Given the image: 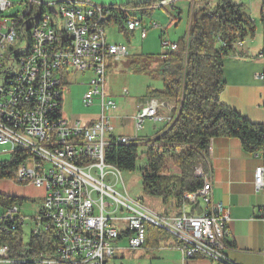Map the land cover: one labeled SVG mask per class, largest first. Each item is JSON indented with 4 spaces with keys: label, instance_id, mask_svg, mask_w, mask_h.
I'll list each match as a JSON object with an SVG mask.
<instances>
[{
    "label": "built area",
    "instance_id": "1",
    "mask_svg": "<svg viewBox=\"0 0 264 264\" xmlns=\"http://www.w3.org/2000/svg\"><path fill=\"white\" fill-rule=\"evenodd\" d=\"M16 4L21 8L7 16L14 3L0 0V153L19 156L14 176L2 180L44 191L41 201H28L34 221L30 235L44 239V248L29 256L30 261L22 256L16 262L112 264L120 239L126 238L127 249L142 247L145 226L150 223L171 234L181 264H237L226 255L229 209L211 198V181L201 166L194 168V174L202 178L201 188L185 193L174 215L152 212L141 198L132 197L120 170L104 162L106 145L138 139L136 134H117L112 122L117 105L105 95L107 68L112 61L130 56V51L123 42H109L105 28L117 23L118 28L138 31L143 39L148 27L142 18L120 4L75 0H20ZM30 20H37L34 51L25 52L20 29ZM242 42L237 40L235 46ZM161 43L167 50L176 47L175 42ZM87 73L91 78L82 103L89 106L98 100V118L86 122L64 118V79ZM254 76L264 85V68ZM262 97L264 108V92ZM175 111L172 100L146 97L123 126L133 123L136 132L146 120L167 124ZM258 153L264 155V147ZM254 184L257 189L263 185L262 167L254 171ZM199 197L203 206L197 212L191 208L199 204ZM24 202L0 207V221H13L22 230L27 220ZM7 253L8 246L0 244V263H10ZM261 254L264 264V248Z\"/></svg>",
    "mask_w": 264,
    "mask_h": 264
},
{
    "label": "trees",
    "instance_id": "2",
    "mask_svg": "<svg viewBox=\"0 0 264 264\" xmlns=\"http://www.w3.org/2000/svg\"><path fill=\"white\" fill-rule=\"evenodd\" d=\"M119 4L136 9L143 15L150 14L154 7L153 4L134 1ZM260 17L264 20V0ZM115 21L120 20L117 18ZM36 22L30 20L20 29V34L26 36L29 44L32 40L30 28ZM119 30L125 29L120 27ZM254 32V22L240 3L219 0L213 7L206 4L197 9L192 7L186 33L175 41L174 49H166L160 55L158 74L162 88H148L146 91L147 97L175 101L173 120L146 140L138 138L128 144L111 142L104 148V162L120 171H134L137 160H144L139 169L143 194L169 202L177 210L164 214H178L183 195L201 188L202 178L194 174V168L201 166L207 173L212 138H236L241 148L249 153H257L264 147V125L251 122L219 99L225 87L224 59L234 53L237 40L252 37ZM141 59L136 57L130 64L144 73L146 65L141 63ZM143 145L144 150L139 154L138 148ZM18 160V154H10L8 161H0V180L14 176ZM21 202V198L0 192L1 208ZM145 227L144 246L158 245L159 240L169 236L165 230L150 223ZM43 240L30 235L28 242L23 244L21 227L10 220L0 221V244L8 246L6 257L9 264H19L16 260L22 256H34L44 248ZM24 251L29 255L22 254Z\"/></svg>",
    "mask_w": 264,
    "mask_h": 264
},
{
    "label": "rangeland",
    "instance_id": "3",
    "mask_svg": "<svg viewBox=\"0 0 264 264\" xmlns=\"http://www.w3.org/2000/svg\"><path fill=\"white\" fill-rule=\"evenodd\" d=\"M10 1L13 2L14 5L9 11L5 12V15L7 16L21 8L20 5L16 4L20 0ZM41 1L44 3L48 0ZM236 1V3L243 4L244 10H246L252 20L253 17H256L259 14L261 0ZM93 3L98 5H108L98 2ZM175 5L176 6L173 8H171L170 5H165L164 7L158 6L148 15H143L140 12L137 13V16L141 17L144 24L148 27V32L144 39L139 37L138 31H126L128 33L125 35V30H119L117 23H108L106 25L105 30L108 41L124 42L130 51V56L110 63L112 67L110 68L111 70L107 71L105 78V95L106 97H111L116 102L117 109L113 114L114 116L118 115L120 117L117 118L116 116L112 120L114 126H116L117 134L120 133L126 136H133L136 134L138 138L146 140L149 137H152L157 129L160 128V124L153 126V121L151 120H146L143 124V128L136 132L133 125H128L124 128H121V126L125 122V119H128V117L134 113V110L132 109L134 106L136 108V105L139 103L138 101L146 96L148 88L157 90L162 88V80L158 74V69L160 55L166 51V48L162 46L161 40L175 42L186 33L188 27L187 16L190 10L188 2H177ZM153 24H157V27H154ZM20 44L25 51L28 41L21 34ZM136 57L142 58L141 63L146 65L144 73L131 66V61ZM146 57H148V59ZM90 78L91 75L87 73L84 75L72 74L68 79H64L62 91V116L64 118H73L86 122L95 120V117L99 115L100 106L98 100L95 99L93 104L89 106L82 103V96L88 88L87 83ZM124 89L127 90V94L125 95L122 93ZM143 150L144 145L139 146L138 153L140 154ZM9 159L10 154L0 153V161H8ZM143 163V159H138L134 171H119L120 178L129 194L134 198H141L145 206L147 205V208L152 212L160 214L168 211L176 212L177 210L170 206L169 202L164 203L160 199L152 198L143 194L139 172ZM117 188L122 191V185H120V183L117 184ZM0 192L16 198H21L22 202L25 201L22 204V208H24L23 215L26 216L27 220L22 228V242L23 244H26L30 237L32 224L34 223L31 219L33 211L29 208L28 201L33 203L41 201L44 191L42 188H37L33 185L21 186L1 179ZM198 201L199 204H202V199L200 197L198 198ZM195 208H198V205H196ZM166 233L169 236H167V239L165 240H159L158 245H143L134 250L127 249L126 238L122 237L117 243L120 250L117 251V256L112 260V264H181L179 251L172 248L175 246L174 243L176 242L171 234L168 232ZM24 260L30 261L31 258L27 257L24 258ZM206 262L208 261H203L201 264Z\"/></svg>",
    "mask_w": 264,
    "mask_h": 264
},
{
    "label": "crops",
    "instance_id": "4",
    "mask_svg": "<svg viewBox=\"0 0 264 264\" xmlns=\"http://www.w3.org/2000/svg\"><path fill=\"white\" fill-rule=\"evenodd\" d=\"M39 1L43 3V1ZM53 1L55 0H48L44 3ZM75 1L103 4L134 1L153 4V9L158 6L164 7L165 5H170L173 8L177 2H188L190 10L187 16V23L189 25V14L192 7L197 9L204 4L208 7H213L219 0ZM231 1L237 2L236 0ZM240 4L243 8V4ZM260 7L259 14L253 17V22L255 23L254 35L245 38L242 45L237 46L234 53L224 59L223 77L225 79V87L221 91L219 99L251 122L263 124L264 108L262 106V95L264 85L254 76L264 68V20L260 17ZM133 10L135 15L140 12L136 9ZM244 11L246 12V10ZM109 65L111 68V64ZM145 98L146 96L138 102L144 101ZM172 102L175 103L173 99ZM132 110H134V113L136 112L135 106ZM134 113L128 118L130 119ZM116 116L120 118L118 115ZM97 118L98 116L95 117V119ZM156 124H160V128L164 125L163 122H153V126ZM128 125H133V123L129 122L126 126ZM126 126L122 125L121 128ZM257 167L263 168V185L259 189L254 184V171ZM206 174L211 181V198L215 202H221L229 209L230 213L229 233L225 238L227 244L226 255L237 264H263L261 251L264 248V216H262L264 212V155L258 152L249 153L244 151L236 138L214 137L210 141ZM200 206H203V204H198V208L192 207L191 209L199 212ZM204 264H208V262Z\"/></svg>",
    "mask_w": 264,
    "mask_h": 264
},
{
    "label": "bare ground",
    "instance_id": "5",
    "mask_svg": "<svg viewBox=\"0 0 264 264\" xmlns=\"http://www.w3.org/2000/svg\"><path fill=\"white\" fill-rule=\"evenodd\" d=\"M37 27V22L30 28V29H32L31 31H30V34L32 35V34H34V32H35V28ZM20 33H21V30H20ZM22 34V33H21ZM23 36V35H22ZM24 38H26V36H23ZM27 46L28 47H26V49H25V52H32V51H34V42L30 39V44L28 43L27 44ZM30 49V50H29Z\"/></svg>",
    "mask_w": 264,
    "mask_h": 264
}]
</instances>
